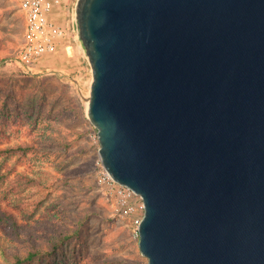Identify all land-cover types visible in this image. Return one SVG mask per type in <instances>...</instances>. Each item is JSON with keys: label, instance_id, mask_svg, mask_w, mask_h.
I'll use <instances>...</instances> for the list:
<instances>
[{"label": "water", "instance_id": "95a60500", "mask_svg": "<svg viewBox=\"0 0 264 264\" xmlns=\"http://www.w3.org/2000/svg\"><path fill=\"white\" fill-rule=\"evenodd\" d=\"M74 21L148 264H264V0H77Z\"/></svg>", "mask_w": 264, "mask_h": 264}, {"label": "rangeland", "instance_id": "374dc122", "mask_svg": "<svg viewBox=\"0 0 264 264\" xmlns=\"http://www.w3.org/2000/svg\"><path fill=\"white\" fill-rule=\"evenodd\" d=\"M62 1L64 6L56 16L60 23L74 19L77 0ZM24 25L17 0H0V131L7 133L0 148L35 143L36 150L16 165V172H25L47 186L44 190L32 188L21 196L32 201L50 193L35 215L39 220L50 216L52 206L72 226L83 219L86 210L99 211L100 216L83 225L82 246L66 249L71 263L148 264L140 253L139 241L114 215L96 184L100 145L94 142L97 130L85 112L91 82L89 67L75 59L74 48L73 55L60 49L53 56H45L33 73H25L16 62ZM15 163L13 158L8 165ZM74 252L80 256L75 262Z\"/></svg>", "mask_w": 264, "mask_h": 264}, {"label": "trees", "instance_id": "16d2710c", "mask_svg": "<svg viewBox=\"0 0 264 264\" xmlns=\"http://www.w3.org/2000/svg\"><path fill=\"white\" fill-rule=\"evenodd\" d=\"M6 136V131H0V143ZM35 150L33 142L0 148V264H74L66 249L77 244L82 246L85 221L100 213L97 209H88L83 219L73 226L53 210L54 206L49 207L51 212L46 220L35 218L50 193L27 201L29 197L25 199L22 193L35 187L44 190L47 186L25 172H16V165ZM13 158L16 163L8 165ZM12 196L18 198L14 200ZM72 257L74 262L80 258L77 252Z\"/></svg>", "mask_w": 264, "mask_h": 264}, {"label": "built area", "instance_id": "2783aa9c", "mask_svg": "<svg viewBox=\"0 0 264 264\" xmlns=\"http://www.w3.org/2000/svg\"><path fill=\"white\" fill-rule=\"evenodd\" d=\"M24 19V38L16 62L25 73H33L45 56L60 49L69 52L78 43L74 19L60 23L57 17L62 0H17ZM73 53V51H71ZM70 54V53H69ZM94 142L99 144L98 135ZM96 184L109 200L114 215L123 223L134 240L139 241V226L144 217V204L130 188L117 183L105 170L98 157Z\"/></svg>", "mask_w": 264, "mask_h": 264}, {"label": "crops", "instance_id": "0c3cea01", "mask_svg": "<svg viewBox=\"0 0 264 264\" xmlns=\"http://www.w3.org/2000/svg\"><path fill=\"white\" fill-rule=\"evenodd\" d=\"M73 48L75 49V59L78 60V61L79 60L82 61V63H85V67L88 68L89 66H88L86 57L84 55V52H83L81 46L79 44H77V43H74L73 46L71 47V49L69 51H73ZM69 53L71 55H73V53H71V52H69ZM84 71H85V69H84Z\"/></svg>", "mask_w": 264, "mask_h": 264}]
</instances>
